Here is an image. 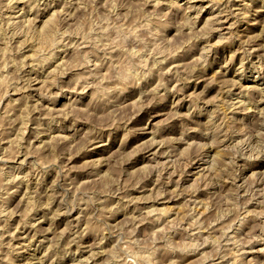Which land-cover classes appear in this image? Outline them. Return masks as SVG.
Listing matches in <instances>:
<instances>
[{
  "label": "rangeland",
  "instance_id": "1",
  "mask_svg": "<svg viewBox=\"0 0 264 264\" xmlns=\"http://www.w3.org/2000/svg\"><path fill=\"white\" fill-rule=\"evenodd\" d=\"M0 264H264V0H0Z\"/></svg>",
  "mask_w": 264,
  "mask_h": 264
},
{
  "label": "bare ground",
  "instance_id": "2",
  "mask_svg": "<svg viewBox=\"0 0 264 264\" xmlns=\"http://www.w3.org/2000/svg\"><path fill=\"white\" fill-rule=\"evenodd\" d=\"M22 17V16H21ZM14 25V24H13ZM49 39V38H48ZM50 45V44H49ZM53 45V44H52ZM38 50V49H37ZM59 50V49H58ZM52 51V50H51ZM38 53V52H37ZM39 54V53H38ZM46 58V57H45ZM203 64V63H202ZM38 136V135H37ZM233 145V144H232ZM260 149V148H259ZM214 165V164H213ZM213 177V176H212ZM59 214V213H57ZM187 247V246H186ZM149 259V258H148Z\"/></svg>",
  "mask_w": 264,
  "mask_h": 264
}]
</instances>
